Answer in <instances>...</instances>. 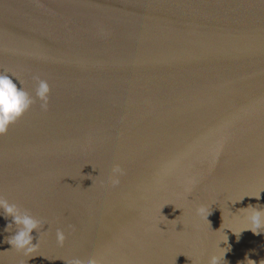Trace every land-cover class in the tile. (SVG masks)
Instances as JSON below:
<instances>
[{
	"label": "water",
	"instance_id": "1",
	"mask_svg": "<svg viewBox=\"0 0 264 264\" xmlns=\"http://www.w3.org/2000/svg\"><path fill=\"white\" fill-rule=\"evenodd\" d=\"M0 72L33 101L0 195L41 222L29 257L0 210V264H264V0H0Z\"/></svg>",
	"mask_w": 264,
	"mask_h": 264
},
{
	"label": "clouds",
	"instance_id": "2",
	"mask_svg": "<svg viewBox=\"0 0 264 264\" xmlns=\"http://www.w3.org/2000/svg\"><path fill=\"white\" fill-rule=\"evenodd\" d=\"M49 91L50 89L47 81L39 80L36 88V96L44 101V104L41 105L42 107L46 108L47 106ZM32 102L29 94L19 86L12 75L0 72V133H4L7 128L30 107ZM120 171L119 166L113 168L114 174L120 173ZM118 182V176H114L113 183ZM259 195L253 197L259 198ZM243 198L244 197L240 200ZM0 210H2V214L5 215V217H11V222L7 225L5 231H8L13 225L15 226V230L12 231V234L5 238L6 242L11 245V249H15L31 257L30 254L34 253L38 246V242L35 244L33 243L34 237L32 233L33 230L39 233L41 222L27 210L22 209L15 203H10L2 195H0ZM241 210L247 212V224L241 231L250 230L253 234L257 235L264 233V231L260 230L264 228V207L259 205H248L245 208H241ZM197 212L203 219L208 221L207 217L211 211H207L205 206H200ZM227 229L232 231L230 227ZM63 239V232L57 230V240L62 242ZM220 242L218 248L223 251L219 254H212L209 257L208 264H220V261L222 259L224 260L225 253L228 249L224 250L225 248L220 247ZM248 260L251 261V264H255L253 260ZM64 264H82V262L78 257L73 256L66 259ZM87 264H95V262L89 260Z\"/></svg>",
	"mask_w": 264,
	"mask_h": 264
}]
</instances>
